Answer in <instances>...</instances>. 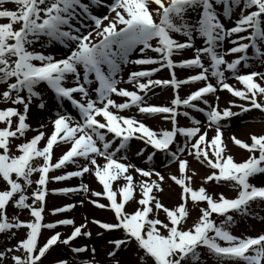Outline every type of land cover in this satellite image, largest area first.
Instances as JSON below:
<instances>
[{"label":"snow or ice","instance_id":"obj_1","mask_svg":"<svg viewBox=\"0 0 264 264\" xmlns=\"http://www.w3.org/2000/svg\"><path fill=\"white\" fill-rule=\"evenodd\" d=\"M54 44L64 51H48ZM254 63L264 67V0H0V101L8 105L0 108V235L17 240L0 264H264V233L230 231L231 213L258 217L251 204L264 202V186L252 182L264 174V134L251 143L231 135L250 156L225 155L233 118L264 112V71H246ZM164 91L172 98L153 103ZM224 92L247 104L220 107ZM155 117L170 128L153 126ZM133 141L150 167L132 162ZM185 155L213 170L205 183L238 195L194 188ZM157 158L177 164L181 175L170 178L182 188L179 205L161 202ZM74 178L77 185L50 189ZM92 181L103 191L89 196ZM69 194L84 198L48 208L50 195ZM86 202L113 219H46ZM90 224L104 230L95 235L111 246L106 260L79 244L93 237ZM57 246L72 255L48 259Z\"/></svg>","mask_w":264,"mask_h":264},{"label":"rangeland","instance_id":"obj_2","mask_svg":"<svg viewBox=\"0 0 264 264\" xmlns=\"http://www.w3.org/2000/svg\"><path fill=\"white\" fill-rule=\"evenodd\" d=\"M8 7L14 8L15 6L14 5H8ZM94 11H95V9H94ZM106 12H107V9L102 7V8H100L97 15L102 16ZM48 51L56 52V53H62L64 50L58 44H54L48 49ZM189 55H190V53H189ZM252 70L264 71V67H259L256 63H254L253 67L250 69H247L246 71H252ZM178 74L180 76L185 75V73L182 71L179 72ZM164 75L165 76L168 75L167 71H165ZM236 83L238 86H241L238 84V82H236ZM185 91H187V89H185ZM157 92H160V90L157 89ZM44 95H45L46 99L48 100L49 104H51L53 94L51 93L50 90H46V86H45V90H44ZM221 95L223 98L220 101V107L230 106V105L226 104L227 99H235L237 101V103L247 104L246 102L239 101L238 98L231 97V95L228 94L227 92H224ZM171 98H172V93L170 91H164V92L160 93L158 96H153L152 102L155 104H159L162 102L169 101ZM260 100H261V102H264V97H261ZM7 106L8 105L6 102L0 101V108H4ZM66 106H67V104H66ZM248 106H250V105H248ZM233 110L239 111L240 109H233ZM33 111H35L34 108H33ZM257 111L258 110H253L249 113L243 114L240 117L233 118L231 128L226 130L225 143L227 145V150L225 152V155H232L237 162H243L250 155L248 154L247 150L241 149L239 146L235 145L234 142L230 139V137H231V135L235 134L237 136V138H239V139H241L247 143H251L250 138L252 135L264 134V114H261L262 112H257ZM122 114L130 115V114H134V113H132L131 110H126ZM197 115H198V118H200L201 120L205 119L202 114H197ZM31 122L33 124H35L36 123L35 118H33V120ZM150 123L153 126H158L161 128H170V123L162 121L159 117L152 118L150 120ZM181 123L183 124V123H185V121L181 120ZM2 126L3 125H0V127H2ZM31 135H32V133H29V136H31ZM142 146H143L142 142L133 141L130 156H131L132 162L135 163L137 166H139L141 168H147V167H150V165L145 164V162H144L145 157L135 156V151L139 147H142ZM151 151H152V149L148 148V152L150 153ZM58 154L59 153H57V155ZM183 158H187L190 161V165H189V169H188L189 174L191 175L192 172L196 173V175L193 176V179L190 182L194 188L198 189L199 187L203 186V187L208 189L210 194H213L217 197H218V194L220 192H224V194L228 198H235L238 195L237 191L232 190L228 187L217 186L215 184V182L205 183L206 177L208 175H210L213 170L209 169L206 165H203V164L199 163L198 161H195L194 158H192V157H187L185 155ZM154 165L166 177L165 181L162 183V187L164 188V191L159 193V197L161 199V202L164 203L166 206L179 205L181 203L180 197L182 194V188H181V186L176 185L175 182L172 181L170 178L172 175H177V176L181 175L178 172L177 164L173 163V164L169 165L167 168H165L162 165V160L160 158H157L154 161ZM55 174H59V173L57 172ZM136 178L139 179L138 174H137ZM71 185H77V179L76 178H74L71 181H65V182H59V183L53 182L50 184V189L51 188L58 189V188H61L64 186H71ZM114 188H115V185H114ZM91 190L103 191L102 186H100L95 181H92L90 183L89 196L91 195ZM82 198H84L82 195L74 196L72 194H69L67 197L62 196V195H50L48 208L51 209L54 205L60 206V205L67 204L70 202L78 201L79 199H82ZM95 199H98L99 202H101V203H105V204L109 203L103 197L95 198ZM118 199H119V197H118ZM190 204H191V202H190ZM262 205H263V207H262V210L260 211L261 213L258 215V217H255L252 220L248 221L245 226L238 228L237 231H235L234 235H237V236H257L261 233H264V219L261 218V217H264V202H262ZM200 206H204V205L201 204ZM129 210H131V208H129ZM197 213H198V208L193 209V212H192L193 219L195 218ZM160 215H161V218H163V216H164L163 212H161ZM62 216L74 217L77 225L84 222V217H86V216L88 217L89 220H91L92 218H97V219H101V220H112L113 219V213L110 210L99 209L95 205H93L91 203H87V202L83 206H80L78 204L77 207L75 209H73L70 213H65V214H62L61 216L57 215L54 218L51 217V215H48L46 217V219L54 220V219H59ZM23 218L28 219L27 214H25V216ZM191 224H192V219H190L188 221V226H191ZM89 227L94 232L93 237L91 238V240H89L86 237H81V238H79V244L80 245L86 244L89 246L95 245V247L97 248V255H96L97 260H106L105 254L107 251L110 250L111 246L107 245L105 238L95 235V233L97 231H104V230L99 229L98 226H93L91 224L89 225ZM60 230H61L62 234H65V232H70L71 228L70 227L67 229L61 228ZM20 235H23V231H21ZM46 236H48V234ZM3 239H4L3 244L6 247L10 246V245H14L17 243V240H15V239H13L11 241H7L5 236L3 237ZM74 243H76V242H74ZM220 243L222 244V242H220ZM61 253H63V255H60ZM71 255L72 254L64 246H57L56 250L54 252H52L51 256L48 257V259L68 258ZM80 256L86 257L89 259L91 258L87 253L80 254ZM124 258L127 259L128 257L125 256ZM206 260H207V264H213V261L211 259L206 258ZM9 264H11V262H9ZM70 264H73V262L70 261Z\"/></svg>","mask_w":264,"mask_h":264},{"label":"trees","instance_id":"obj_3","mask_svg":"<svg viewBox=\"0 0 264 264\" xmlns=\"http://www.w3.org/2000/svg\"><path fill=\"white\" fill-rule=\"evenodd\" d=\"M257 182V181H256ZM256 209V206L254 204L251 205V210L254 212ZM236 214V213H235ZM236 218V222L231 226L232 227H237L238 224L242 223V221L244 219H247V217H241L239 216L238 214H236V216H234ZM220 219H217V222L219 223L223 218L222 217H219ZM231 231V229H230Z\"/></svg>","mask_w":264,"mask_h":264}]
</instances>
